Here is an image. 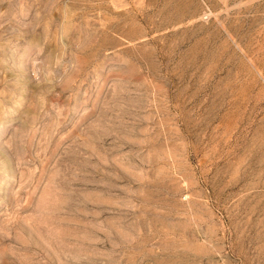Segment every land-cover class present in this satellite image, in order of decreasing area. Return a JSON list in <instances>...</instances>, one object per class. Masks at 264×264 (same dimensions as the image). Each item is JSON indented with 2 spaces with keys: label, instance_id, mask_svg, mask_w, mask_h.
<instances>
[{
  "label": "rangeland",
  "instance_id": "rangeland-1",
  "mask_svg": "<svg viewBox=\"0 0 264 264\" xmlns=\"http://www.w3.org/2000/svg\"><path fill=\"white\" fill-rule=\"evenodd\" d=\"M0 264H264V0H0Z\"/></svg>",
  "mask_w": 264,
  "mask_h": 264
}]
</instances>
